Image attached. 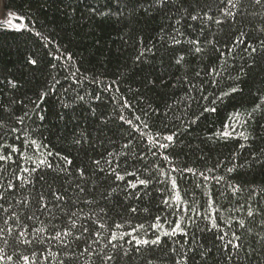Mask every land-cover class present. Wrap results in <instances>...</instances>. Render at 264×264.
<instances>
[{"label": "trees", "instance_id": "trees-1", "mask_svg": "<svg viewBox=\"0 0 264 264\" xmlns=\"http://www.w3.org/2000/svg\"><path fill=\"white\" fill-rule=\"evenodd\" d=\"M233 2L237 4L235 8L228 0H189L184 8L191 4L190 11L195 9L202 17L207 12L213 17L211 21L206 18L191 21L182 19L185 14L179 0L166 6H158L154 0H0L7 14V18L0 21V120L9 127L22 129L16 134L21 139L15 140L9 133L8 143L21 146L23 139H35L47 144L53 152L70 153L76 158L74 163L98 158L101 153L127 152V157H117L122 167L148 168L154 177L146 190L148 194H141L137 200L125 199L123 193H118L107 203L100 200L98 194L96 199L105 209L109 225L125 223L120 231H131L132 227L144 224L148 229L145 238L149 239L153 238V230L148 226L157 215L162 217V222L176 219V215L171 214L173 208L162 203L170 196L171 184L167 176L157 177L154 165H159L177 179L181 196L188 205L207 212L208 202L215 201L214 207L222 210L221 219L231 223L232 230L243 237L241 256L253 250V255L241 264H264V242L259 240V236L264 235V227L260 224L264 215L247 218L244 210H226L237 209L240 205L246 207V201L254 208L264 209V192L261 191L264 189V105L261 111L252 112L264 97V50L260 48V41L264 40V31H261L264 2ZM222 10L235 15L225 17ZM9 16L12 25L6 22ZM216 19L225 22L218 25L214 22ZM176 20H180V24ZM17 24L21 26L19 29L14 26ZM200 27L204 28L202 34L198 31ZM174 28L184 35L177 36ZM241 33L247 44L258 49L251 57L243 51L244 45L233 46L234 39ZM173 36L182 43L173 44ZM189 39H200L199 46L205 50L195 53L187 42ZM208 40L213 44L206 43ZM146 48L151 51H145ZM141 52L144 55L137 60ZM181 55L184 60L177 64L176 59ZM55 56L61 59L56 60ZM31 59L37 60L36 65L29 62ZM212 69L219 75L213 74ZM8 81H13L16 87H11ZM53 85L54 91H49ZM233 87L236 92L217 99ZM42 92H48L40 105L39 115L45 117L43 121L33 104ZM79 96L84 99H78ZM96 96L99 100L94 99ZM125 103L130 107H123ZM64 104L68 107H63ZM4 106L16 116L28 112L30 119L26 118L20 125L13 115L4 111ZM211 107H215L216 112L205 111ZM234 113L239 117L229 120ZM120 115L132 120L133 124L120 121ZM137 116L140 120H136ZM104 118L107 123L102 122ZM144 123L148 129H143ZM226 124L232 126L229 131L235 129L233 137H217L216 133ZM137 126L154 136L157 133L161 136L176 133V136L167 150L153 148L140 131L133 130ZM241 131L249 137L247 140L238 137ZM81 133L92 145L85 144L86 151H78L79 146L71 143ZM125 143H130L128 149L123 148ZM153 152L157 154L153 156ZM28 153L34 154L35 150L29 149ZM163 155L171 162L165 161ZM141 156L144 159H139ZM49 159L54 160L53 157ZM234 166L233 172H227ZM174 167L181 171L172 172ZM201 172L209 179L204 180L199 175ZM220 176L224 180L217 182L214 178ZM157 179L164 183H158ZM230 184L239 186L242 191L233 195ZM250 193L252 199L248 200ZM72 195L69 192V196ZM81 195L93 198L87 192ZM130 207H136L137 212H130ZM145 208L147 212L143 211ZM79 209H83V213L77 224L87 222L86 218L93 212L99 213L95 205L81 202L71 208L77 212ZM37 215L43 224L36 221L35 227H48L51 231L50 223H59L50 221L46 214ZM238 219H245L246 228L250 227L252 232L240 229L235 223ZM205 225V220L197 218L196 224L189 229V237H162L159 246L133 252L115 264H147L149 260L152 264H174L177 257L170 251L174 246L172 239L187 240L188 243L183 244L185 250L195 247L199 251L200 246L209 250L206 260L190 252L188 264H193V260L195 264H225L227 253L219 250L218 233L201 231ZM165 229H168L167 224ZM221 229L228 231L230 238L224 223ZM104 235L106 237L107 232ZM134 235L144 237V232ZM128 239L130 237H125ZM12 243L9 239V254L14 251ZM104 243L102 239L93 248L110 252V248L103 247ZM46 246L54 252L59 251L55 243ZM0 247H4L2 240ZM83 247V244L80 248L73 245V250L78 255ZM15 250L22 254L33 251L25 245ZM36 250L39 253L43 249L37 247ZM60 259L64 264H103L97 256L89 257L87 253L79 259L68 260L60 252ZM40 264H57V261L41 259Z\"/></svg>", "mask_w": 264, "mask_h": 264}, {"label": "snow or ice", "instance_id": "snow-or-ice-1", "mask_svg": "<svg viewBox=\"0 0 264 264\" xmlns=\"http://www.w3.org/2000/svg\"><path fill=\"white\" fill-rule=\"evenodd\" d=\"M173 0H154V3L158 6H166L172 3ZM198 2V0H197ZM223 2V0H221ZM264 0H255L256 4H261ZM181 7L183 8L184 17L191 21L201 20L205 18L209 21L213 20V17L209 16L207 12L203 14V17L198 13H195V9L191 11V4L188 8H184L183 5L189 3V0H179ZM228 4L235 8L237 4L233 0H228ZM152 5H150L151 7ZM195 13V14H194ZM222 15L225 17H234L235 13L231 11H223ZM7 24L12 25L11 19L6 20ZM180 20H176L177 24H180ZM216 24H223L225 21L216 19ZM19 29L20 25H15ZM191 27V25H188ZM173 31L177 36L184 35L178 28H174ZM198 31L202 34L203 27H200ZM264 31V28L261 29ZM37 35H40L37 33ZM244 33H241L239 37H236L233 41V46L244 45L243 51L248 54L249 57L253 56L258 51L257 47L247 44L242 38ZM46 39V38H45ZM172 43L179 45L182 43L176 36L171 37ZM188 44L193 46L195 53H202L205 49L200 47V39H189ZM208 44H213L212 40L206 41ZM260 48L264 50V40L260 41ZM192 49H190L191 51ZM220 51L219 48L215 49ZM145 51H151L146 48ZM144 55V52L140 53L137 60ZM223 56L224 53L221 52ZM54 59L60 60L61 56H55ZM71 60V57H67ZM184 60V56L181 55L176 59V63L180 64ZM32 65H36L37 60L31 59L29 61ZM55 67V65H53ZM212 73L219 75L215 69H212ZM199 75V73H197ZM11 87L15 88L16 85L13 81H8ZM59 83V81H56ZM110 90V89H109ZM54 91V85L49 89ZM237 89L233 87L230 92H224L217 99L222 100L224 96H228L231 93L236 92ZM48 92L40 93L37 101H33L34 108L37 114L42 111L40 105L47 97ZM78 99L83 100V96H79ZM99 100V96L94 97ZM12 103H15L13 101ZM213 104L216 101L212 102ZM261 105H264V97L261 98L260 103L256 104L252 109V112L261 111ZM63 107L67 108L68 105L64 104ZM123 107H130L127 103ZM4 111L9 112L14 116L16 122L23 125L26 118H29L28 112H24L22 115L16 116L11 113V109L8 106H4ZM205 111L216 112L215 107L206 108ZM95 112V109H93ZM251 115V114H249ZM233 117L238 118L239 114L234 113L229 120ZM39 119L43 121L45 117L39 115ZM120 121L125 124L132 125L133 121L126 119L123 115L118 117ZM136 120H140L137 116ZM103 123H107V118L102 120ZM195 121H193L194 123ZM244 122H241L243 124ZM232 126L230 124L224 125L223 130L216 133V136L222 139H228L233 137L235 129L231 131L228 129ZM143 129H148L147 123L143 124ZM0 240L3 241L4 247H0V264H40V260L47 262L49 259H54L57 264H64V260L60 259V252L64 253V256L68 260L79 259L80 256H84L86 253L89 257L92 255L97 256L103 264H115L117 260H124V258L131 256L133 252L140 253L143 250L149 249L151 246H159L162 242V237L175 238L177 236L189 237V229L196 224L197 218L206 221L204 229L201 231H215L218 233L217 239L220 241L219 250L226 252L225 264H241L242 260L249 259L253 255V250L249 249L244 256H241V252L244 251L243 237L238 235L236 231L232 230V224L228 223L226 219H221V209L214 207L215 201L210 200L208 202V211L202 212L192 205H188V202L181 196L177 179L172 177L170 173L165 172L159 165H154L157 172V177L167 176L169 178L171 189L169 190L170 196L168 199H164L162 203L168 207L173 208L172 215H176L175 220L164 219L157 215L154 218V222L148 227L153 230V238H145L148 235V229L144 224H139L132 227L131 231H120L125 227V223L115 222L114 225H109L107 222V213L103 207H100L99 201L96 199V194L99 195L100 200L107 203L114 194L123 193L125 199H140L141 194L147 195V189L151 184L154 177L148 168L135 169L132 165H127V160H124L126 167L121 166V161L117 157H127V152H106L101 153L98 158H91L88 161L81 160L79 163H74L76 158H73L71 154H62L61 152H53L51 148L35 139H23L22 145L18 146L15 142L8 143V135L11 133L15 140H20L21 137L16 135L22 132V129L16 127H9L3 120H0ZM134 131H140L141 136L147 138L148 143L157 149L167 150L170 144L174 141L176 133L161 136L159 133L152 135L150 132L143 131L139 126L133 129ZM239 138L247 140L249 137L243 132H239ZM166 141V142H161ZM71 143L79 146L78 151H86L84 145L87 144L91 147V142L88 137L81 133L75 136ZM130 143L123 145L124 149H128ZM243 147V145H241ZM34 149L35 153L39 155L29 154L28 150ZM157 153L153 152V156ZM53 157V159H49ZM169 163L170 158L167 155L162 157ZM144 159V157H139ZM235 170L234 167L227 169V172L231 173ZM172 172L181 171L178 168H172ZM183 171L193 172L192 169H184ZM208 171H213L209 169ZM148 173V175H144ZM195 174V173H194ZM204 180H208L209 177L203 172L199 174ZM217 182L224 180V177H215ZM158 183H164L157 179ZM91 185V188L88 187ZM199 186V185H198ZM233 195L241 192L242 189L236 185H229ZM101 189H103L101 191ZM264 192V189H261ZM69 192L73 195L69 196ZM88 193L93 198L87 199L81 194ZM207 194V193H206ZM252 199V194H249L248 200ZM77 202H81L85 205L99 208V213L93 212L92 216L87 217V222L77 224V220L82 218L83 209H79V212L72 211L71 208L77 206ZM240 205L237 209H226L227 211H246L247 218H253L256 215H264V209L254 208L251 203ZM19 209V211L17 210ZM130 212L136 213V207H130ZM143 211L147 212L145 208ZM47 215L50 221H59V223H50L51 231L48 227H35L36 221L43 224L39 215ZM59 213V215H57ZM178 213V215H177ZM191 213V215H186ZM103 214V215H100ZM220 221V222H218ZM32 222V223H30ZM221 223H224L229 232L221 229ZM235 223L242 230L248 233L252 232L250 227L246 228V220L238 219ZM165 224L168 225V229H165ZM211 225L209 228L208 225ZM261 227H264V220L260 222ZM103 230V231H101ZM143 231L144 237L134 235ZM107 232L105 237L104 233ZM259 235V234H257ZM125 237L130 239L125 240ZM9 239L13 241L11 247H13V254H9L7 248L10 246ZM105 240L103 247L105 249L110 248V252H102L97 248H93V245H99L101 240ZM194 242V235L192 237ZM259 240L264 242V235L259 236ZM124 241V243H120ZM55 243L58 246L59 251H52L51 245ZM173 247L170 251L175 255L174 264H188L190 258L189 253L200 255L206 260V253L209 251L200 246V250L190 247L189 249H183V244L188 243L187 240H175L172 239ZM83 244L84 247L77 255L73 250V245L76 248H80ZM20 245H25L33 249L31 254H22L15 249ZM127 245V247L125 246ZM37 247H41L43 250L37 252ZM47 252V255L44 253ZM14 256L16 259L14 260ZM147 264H152L149 260ZM193 264L195 261L193 260Z\"/></svg>", "mask_w": 264, "mask_h": 264}, {"label": "built area", "instance_id": "built-area-1", "mask_svg": "<svg viewBox=\"0 0 264 264\" xmlns=\"http://www.w3.org/2000/svg\"><path fill=\"white\" fill-rule=\"evenodd\" d=\"M7 18V14L3 11L2 5L0 4V21H4Z\"/></svg>", "mask_w": 264, "mask_h": 264}, {"label": "rangeland", "instance_id": "rangeland-1", "mask_svg": "<svg viewBox=\"0 0 264 264\" xmlns=\"http://www.w3.org/2000/svg\"><path fill=\"white\" fill-rule=\"evenodd\" d=\"M8 19H11V17L9 16V18ZM15 26V25H14Z\"/></svg>", "mask_w": 264, "mask_h": 264}]
</instances>
